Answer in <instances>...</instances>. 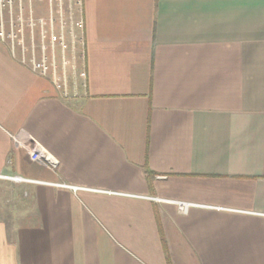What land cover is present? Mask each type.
Returning a JSON list of instances; mask_svg holds the SVG:
<instances>
[{
	"label": "crops",
	"instance_id": "1",
	"mask_svg": "<svg viewBox=\"0 0 264 264\" xmlns=\"http://www.w3.org/2000/svg\"><path fill=\"white\" fill-rule=\"evenodd\" d=\"M2 1L0 264H264V0H82L72 95Z\"/></svg>",
	"mask_w": 264,
	"mask_h": 264
},
{
	"label": "built area",
	"instance_id": "2",
	"mask_svg": "<svg viewBox=\"0 0 264 264\" xmlns=\"http://www.w3.org/2000/svg\"><path fill=\"white\" fill-rule=\"evenodd\" d=\"M2 2L9 8L17 7L16 20L19 23H14L13 28H17V34L24 32L27 27L31 29L33 50L37 46L34 40V30L39 29L42 55L41 59L33 58V68L39 75L49 77L59 91L68 88L67 68L70 64L68 51L71 49V43H74L69 36L74 38L76 27L84 30V20L81 18L74 23L66 13L70 9V14L72 13L74 7L72 3L80 5L82 11V0H46L47 15L43 17L35 16L32 0H28L27 6L24 0H3ZM13 30L8 37L15 41L18 35ZM78 41L84 46V39L78 38ZM23 50L26 51L27 47L24 46ZM30 156L34 161H42L54 167L58 163L55 158L38 146L31 148Z\"/></svg>",
	"mask_w": 264,
	"mask_h": 264
},
{
	"label": "rangeland",
	"instance_id": "3",
	"mask_svg": "<svg viewBox=\"0 0 264 264\" xmlns=\"http://www.w3.org/2000/svg\"><path fill=\"white\" fill-rule=\"evenodd\" d=\"M36 3L38 2L37 0H35ZM41 7H44L46 9L45 3L44 1H40L39 2ZM73 9H72V13L70 14V10L67 11L66 15L73 20V22L75 23L77 20L82 18V11L80 8V5H73L72 3ZM47 15V14H46ZM12 23H19L16 20V13L15 16L13 18ZM27 27V26H26ZM14 29V28H13ZM17 28H15L13 30V32H17L16 30ZM38 28H35L34 30V40L35 43L37 44V33L36 30ZM39 30V29H38ZM9 34V33H8ZM7 34V36H8ZM17 34V33H16ZM18 36L16 37L14 44L15 47L22 49L23 47H27V42L28 39L32 41V32L30 28H25V31L22 33L17 34ZM74 38L72 39L71 36H69L70 40L74 43H71L70 46V50L68 51V57L70 59V64L68 66V88H64L61 89L60 91L65 92L67 95H72L73 94V90L71 91L72 87H77V88H82L84 87L85 84V67H84V58H85V53H84V46L78 41V38H82L85 41L84 38V30L79 29V28H75L74 29ZM38 40H40V36H38ZM20 41H22V43H20Z\"/></svg>",
	"mask_w": 264,
	"mask_h": 264
}]
</instances>
